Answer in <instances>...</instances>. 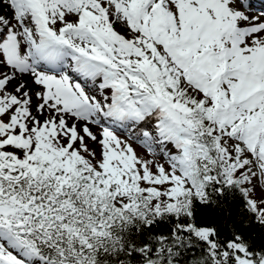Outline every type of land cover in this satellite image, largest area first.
I'll return each mask as SVG.
<instances>
[{
	"label": "snow or ice",
	"instance_id": "snow-or-ice-1",
	"mask_svg": "<svg viewBox=\"0 0 264 264\" xmlns=\"http://www.w3.org/2000/svg\"><path fill=\"white\" fill-rule=\"evenodd\" d=\"M0 264H264V12L0 0Z\"/></svg>",
	"mask_w": 264,
	"mask_h": 264
},
{
	"label": "rangeland",
	"instance_id": "rangeland-1",
	"mask_svg": "<svg viewBox=\"0 0 264 264\" xmlns=\"http://www.w3.org/2000/svg\"><path fill=\"white\" fill-rule=\"evenodd\" d=\"M259 1V3L261 2L260 0H258ZM260 4H263L264 5V2L262 1V3H260ZM254 8H257V9H259V10H261V11H263L264 12V7L263 6H258L257 5V7L256 6H254ZM253 13H258V12H256V11H253ZM137 151L138 152H141L142 150L141 149H139V148H137Z\"/></svg>",
	"mask_w": 264,
	"mask_h": 264
},
{
	"label": "bare ground",
	"instance_id": "bare-ground-1",
	"mask_svg": "<svg viewBox=\"0 0 264 264\" xmlns=\"http://www.w3.org/2000/svg\"><path fill=\"white\" fill-rule=\"evenodd\" d=\"M254 1H256L258 4H254V6H256L257 7V5L258 6H263L264 7V5L263 4H260V3H262V1L264 2V0H260L261 2L259 3V1L258 0H254ZM253 14H258V13H253Z\"/></svg>",
	"mask_w": 264,
	"mask_h": 264
}]
</instances>
